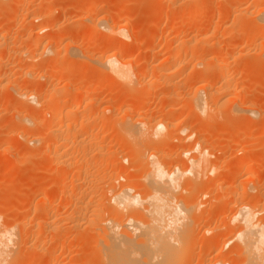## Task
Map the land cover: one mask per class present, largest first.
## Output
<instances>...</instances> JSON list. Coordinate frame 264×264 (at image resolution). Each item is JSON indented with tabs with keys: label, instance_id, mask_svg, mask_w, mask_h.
<instances>
[{
	"label": "bare ground",
	"instance_id": "1",
	"mask_svg": "<svg viewBox=\"0 0 264 264\" xmlns=\"http://www.w3.org/2000/svg\"><path fill=\"white\" fill-rule=\"evenodd\" d=\"M180 1L183 4V6L181 5L183 11H180L182 13L187 11L184 8L191 2H208L209 0ZM241 2H246V4L234 5L231 10L222 14L226 18L233 15L234 20H237L238 17L242 22H252L251 28H247L248 32H238L242 34L240 40H235L232 36V38H228L229 40L223 42L218 40L217 42L216 38L214 40L212 37L213 35L204 37L208 27L204 32H195L194 37H191L192 34L190 35L186 31L176 33L171 38L170 44L166 41L165 45L168 48L166 47L167 51L165 49L166 56H163L164 58H159L158 52L151 51L152 59L158 60L156 63L154 62L155 64L150 65L151 72H156L154 80L153 77L152 80L147 77V70L149 71L147 65L139 72L135 70L137 67L134 68L136 60L132 55V45L136 39L129 31L130 27L128 28L126 19L127 24H122L116 20L109 21L107 17H99L90 28L92 35L99 33L111 40L119 36L123 40L117 39L118 45L110 48L112 52L108 53L109 50H107V53L100 58L91 60L90 62H93L91 67L97 74L111 78L114 81L113 85H116L115 87L120 90L118 93L123 95L125 91L127 95H123V100H118L119 98L114 95L111 97L110 93H113L111 87L110 93L107 95L110 98H103L106 99L107 105L103 106L102 103L101 112L99 109L97 110L100 115L107 112V115L109 113L112 115L108 118L109 115L105 114L107 119L101 116L102 120L96 123L98 115L89 108L94 104L93 102H96L93 96L100 92L102 83L100 85L97 82L98 86L91 82L94 84L92 86L86 82L87 79L86 81L80 79L79 82H81H78L77 86L74 83H67L64 88H61L63 89L61 94H58L62 98L54 92L56 96L53 95L51 99H47L39 96L36 91V87L40 85V79L44 77L41 75L37 79L36 74L40 69L45 67L51 72H62L65 70L64 64H67L66 62L63 64V60L70 59L73 63L74 60L78 61L79 59L80 61L82 57H86H84L82 46L67 43L66 46L61 47L62 42L75 34L74 28L65 27L61 34L57 33L59 31L55 28L59 25L58 21L52 23L51 19L59 9L50 7L49 3H42L41 5L44 7H40L39 10L34 8L36 2L33 0H0V4L8 8L12 15L8 16L7 22L10 17L11 21L9 22L14 21L15 25L28 24L22 35L15 36L8 30L11 24H8V27L5 23L6 20L5 24L0 22V97L10 98L15 107L8 121H5L4 125L0 127V147L4 146L3 153L11 155L13 147L15 148V144L19 140H22L21 142H24L27 147L30 145L37 147L41 135H50L47 148L51 151L52 163L56 164L58 168L60 166V169L56 170L55 176L51 175L50 181L48 180L50 185H48L49 187L53 185L58 187L59 197L67 198V204L71 205V212L67 214L68 216L58 214L59 208L57 209L55 201L58 196L45 193L43 190L42 192L38 190L39 193L41 192L40 199L32 206L29 202L27 208L33 209L36 213L46 214L43 221L38 223L46 230L47 228L54 230L59 223L62 224V221L67 219L68 222L70 221V226L75 229L82 222H85L89 227L92 243L88 242L91 243L88 259L85 261L71 259L69 264H188L187 262H191V254L196 249L197 243L199 244L204 238L202 236L204 233L212 234L211 239L209 238L211 243L209 242L210 245L204 251L206 256L213 254L209 259L207 258L208 264H235L230 262L234 257L238 259L236 264H264V193L259 190L260 188L255 189L256 187L250 186L253 184L241 186V188L240 184L239 188L236 187L237 180L239 181L243 175L244 177L247 175L249 183L258 179L257 174L259 173L257 172L262 168L258 169L261 164L259 158L263 160L262 156L264 155L256 159L252 157L257 156L252 155L250 160V155L245 157L249 153L245 155L243 153L246 147L250 150L248 146L244 150L243 147V151L239 150L243 154L242 156L248 158L249 161L247 159V162L245 160L238 162L233 166V170L226 171V174L230 172L228 175L231 178L229 187H227L230 190L226 188L229 191L227 193L221 182L223 166L220 165V162V164L218 163L224 157L220 155L221 151H214L208 145L212 144L209 142L210 136H215L213 131L220 132L221 127H223L221 131L228 130L230 132L222 133L226 134L225 139L227 140V137L239 133L242 124L240 120L244 116H247V120L250 118L264 119V117L261 118L264 114L257 108L256 103L252 102V105H249L244 102V99L248 98L247 100H249V88L256 81L253 80L254 74L264 66V0H242ZM217 3V0H210L208 5L212 8ZM204 8L205 6L200 7L197 13L203 14ZM94 9L96 10V8ZM94 9L91 10L95 11ZM102 10L99 9L94 15L101 13ZM171 11L176 14L177 10L171 9ZM88 12L87 14L85 12L87 17L82 15L83 18L77 20L80 26L92 19ZM93 13L91 12V15ZM50 20L51 23H49ZM218 28H225L224 22ZM50 29H52L48 38L50 40L46 41L47 37L44 32H48ZM79 32L73 35L77 39L80 37ZM258 37H261L259 43H257ZM54 44L57 46L56 58L46 62L43 56L52 51ZM38 50H40L39 60L36 59ZM84 61V59L81 61L83 66L90 63ZM36 62L38 63L36 64ZM71 71L73 70L63 71L66 76H62L60 80L73 76ZM184 72L187 75H184ZM180 76L185 80L177 81ZM139 77L142 78V80L140 79L142 83ZM146 78H149L151 82ZM145 81H149V83L145 84ZM101 82L104 83V80ZM53 86H51V90L54 88ZM105 86L107 87V85ZM140 86L146 88L144 93L168 87L167 90H164L166 92L162 94L161 99L168 104L169 111L175 113L162 117L153 114L144 102L147 101L148 95L144 97V94L137 93V88H141ZM115 87L114 89L117 91ZM72 91L76 92V96L70 93ZM136 99L144 101L138 102ZM44 101L50 105L49 109H46L48 107L43 109L41 103ZM98 101L96 103H99ZM81 105H83V111L78 109ZM178 110L181 111V114L177 113ZM44 115L50 116L51 120L42 123L41 118L39 121L38 119ZM256 122L254 123L256 124ZM41 123L43 127H41ZM256 126L258 130V124ZM38 129H41L42 134L35 133ZM261 129L263 127L259 128V130ZM110 133L114 139L107 141L106 136ZM220 133L216 135H220ZM235 137H233L234 139L230 138L229 142L239 143L240 136L238 137L236 134ZM114 145L126 150L131 161L129 168L134 169V174L124 165L121 166L128 157L113 151L112 146ZM71 148L72 151L68 152L67 149ZM113 149L115 150V148ZM251 153H253L252 150ZM64 155L68 157L64 159ZM258 161L260 162L259 166L257 165ZM22 163L18 162V167ZM108 163L114 169L108 170ZM71 166L74 169L69 173L65 168ZM120 166H124V170H128L126 175ZM106 177L109 181L115 179L116 182L124 179V182H119L118 186L113 185V187L110 184V187L103 185ZM42 179L45 178L42 176ZM209 182H212L211 184L215 188H222L224 192L214 191L223 193L221 196L224 200L229 199L233 204L228 216L227 205L225 203L220 205L221 215L225 216L221 222L223 226L213 225L211 221H208L207 224L199 222V220L202 221L201 218L206 217L208 208L204 213L197 209L200 212L199 215L198 211L194 209L196 210L194 213L196 212L197 215L191 213L189 220L192 224L187 221L190 208L194 206V208H198L202 205L199 202L196 204L198 200L196 201L195 193H199L198 195L203 198L212 193V189H215L213 186L209 187L211 192L204 187L205 184L211 185ZM43 184L47 185L46 181ZM41 188H44L42 184ZM261 189H263L262 186ZM254 191L255 193H253ZM177 192L186 194L179 196L178 200L175 195ZM218 193H216L217 196L220 195ZM217 196L215 197L218 198ZM199 198L197 197V199ZM211 211L212 208L211 210L209 208L207 218L214 216ZM106 214L107 218H105ZM217 217L220 218V214ZM198 222L202 224V227L199 224V228H203L204 231L202 230L203 234L200 231L201 238L196 237L198 239L196 241L193 236V231H195L193 228L198 225L193 228L192 226ZM26 224V222L21 223L20 233L25 230L29 231L26 228L28 224ZM6 229L1 230L0 227V264L10 261L14 251L17 252L16 247L19 242L14 224L12 223ZM53 232L56 233V231ZM45 234H43L44 237L41 235L44 242L46 241ZM54 235L58 239V234ZM65 237L63 236V239ZM55 238L54 240H56ZM40 241L38 242L40 243ZM60 242L56 246L63 248L66 241L60 240ZM82 243H77V251L84 247ZM227 246H229L227 251H223ZM63 249L65 250V248ZM85 250L87 251V249ZM43 251L41 252L44 253ZM45 255H48L47 259L51 261V264H58V260L61 259L56 253V249ZM93 255L94 258L95 255L97 258L95 263L91 260ZM39 258V260H43L45 257L42 254ZM195 261L199 263V260ZM201 261L205 262V260Z\"/></svg>",
	"mask_w": 264,
	"mask_h": 264
},
{
	"label": "rangeland",
	"instance_id": "2",
	"mask_svg": "<svg viewBox=\"0 0 264 264\" xmlns=\"http://www.w3.org/2000/svg\"><path fill=\"white\" fill-rule=\"evenodd\" d=\"M33 1L36 2V4L34 3L36 5V7H34V8L39 9V10L44 7V5L43 6L41 5L42 3H44V4L49 3L50 7L53 6V7H56L59 9V11L57 13L55 12V15L53 14L52 19H51L52 23H54V22L57 23L56 21H58L59 25L55 28V29H57V31H59L57 33L61 34L65 27H73L75 30L74 31L75 34H73V35H76V32L80 31L79 32L80 37H78V39L76 36L71 35V36H69L68 40L61 43V47L66 46L67 43H74L76 46H82L83 52L85 53L84 57L86 56L87 58L82 57L81 59L82 60L84 59L85 63H89L91 60H96L97 58H100L101 56H103L107 52L108 53L112 52V51H110L112 49V47L118 45L117 39L123 40L119 36L111 40V39H106L105 37H103L102 34L99 35V33L92 35L90 32V28L93 25V23L101 16L107 17V19L109 21L116 20L117 22H120L122 24L126 23L125 22V19H126V21L128 23V24L127 23L126 24H127V26L129 25L128 28L130 27L129 31L131 32L133 37L136 39L135 43L133 44L135 47L132 45V48L134 49V50L132 49V55L134 56V58L136 60L134 62V68L137 67V68H135V70L139 72L143 69V67L145 65H147L148 69H149V71L147 70V72L149 75L151 74V76H149L147 74V77H150V79L153 77V80L155 79L154 76L156 75V72H154V73L151 72L150 65L155 64L158 60L152 59V52H158V57L164 58L163 56H166L165 52L167 51L166 47L168 48V46L165 44H167V42H169V44H170V42L172 41L171 38H173L176 33L179 34V33H181V31L182 32L186 31V32H189L190 35L192 34L191 37H194L197 32H204L208 27L209 29H208L207 33L204 34V37H210L211 35H213L212 37L214 38V40L216 38L215 41H217V42H218V40L222 41V42L224 40H229L228 38L229 37L232 38V36L235 40H240V37L242 34H239L238 32H242V31L248 32L249 29H247V28H249V27L251 28L250 25L252 24V22H246V21L242 22L237 16H235V17H237V20L236 19L234 20L233 15H230L227 18L223 17V15H222L227 10H231L232 6H234V5H237V4L240 5L243 3L246 4V2L242 3L241 2L242 0L241 1L240 0H217L218 3L215 4L212 8H210L208 5L210 0L208 2L207 1H205V2H202V1L191 2L187 6L189 9L187 7H185L186 9L184 8V10L185 11L187 10V11L182 12V13L180 11H183V8H182L183 4H182V1H180V0H33ZM173 1L176 3H174ZM172 4H173V6H172ZM35 5H33V6H35ZM204 6H205V8L203 9L204 12L202 11L203 14L197 13L200 10V7H204ZM241 6H243V5H241ZM94 8H96V10ZM85 9L89 10V11L91 9L92 10L94 9L95 11L91 10L90 12H88ZM99 9H103L102 12L97 14L98 16L94 15L95 12L99 11ZM171 9H173L175 11L177 10L176 14L171 13L172 12ZM85 12H86V14H87V12L90 13L89 17L92 19L89 18L90 21L88 20L85 24L80 26L77 23V20L83 18L82 15L85 16L86 15ZM91 12L92 13L94 12V13L91 15ZM9 15H10V17L12 16L11 13L8 11V8H6L5 6L3 7L0 4V22L2 24L5 22L6 19H8ZM87 16L88 15H86V17ZM95 16H97V17L95 18ZM10 17H9L8 22H7V20L5 22L7 24L6 26H8V24L9 25L11 24L10 28H8L9 26L7 27L9 32L12 33V35L15 34V36L19 35V34L22 35L23 32L25 31V27L28 24L27 23L23 24L24 27L22 24H21L22 27H21V25H15L14 21L9 22V21H11ZM129 18H130V20H129ZM127 19L129 20V22ZM223 19H225V20H223ZM51 20L49 23H51ZM210 20H211V22H210ZM223 22H224L225 28L219 29L218 26L220 24H222ZM171 23L172 24L174 23V24L172 25ZM12 24H14V25H12ZM171 25H172V28H171ZM200 27H202V28H200ZM51 30L52 29L48 30V32H44V34L47 37L46 41L50 40L48 38L51 34ZM169 31H173V32H169ZM176 31H178V32H176ZM260 38L259 37L257 38V43H259ZM55 46L56 45L54 44L52 51L50 53L46 54L45 56H43V59L46 62L52 61L56 58L57 46L56 47ZM165 49H166V51H165ZM107 50H109V51H107ZM39 51L40 50H38L36 52V59L37 60H39ZM103 52H105V53H103ZM69 60H63V64H64V62H66L67 64H64L65 67H63V68L65 70H62V72H57V73L54 71L51 72V70H47V69H45V67L40 69L37 72V74H36L37 79L41 75H44V77L40 79V85L36 87V91H37V94L39 96L46 97L47 99H51L53 97V95H55L54 92H56L57 95L61 94V92L63 90L61 88H64V86L67 83H72V84L74 83L77 86L80 79H84L85 81L87 79L86 82H88V84H90L92 86H94V84L99 86V84L102 83V86H101L102 88L100 87L101 90H99L100 92L97 93V95L93 96V99H95L96 102L100 99H103L104 97L106 98L107 95L110 93L111 87L113 88L111 90L113 93H110V95H112L111 97H113V95H114L115 97L119 98L118 100H123L124 99L123 95H127L125 91L124 92L122 91L123 93H125L123 95H122V93H118L120 90L117 89L118 87L117 88L115 87L116 85H113L114 81L111 78H109L108 76L102 75V74L101 75L97 74V72H95V70L91 67V63H93V62H90L89 64H86L83 66V64H81L82 60L79 61V59H78V61L76 60L77 61L76 62L73 59L74 60L73 63L71 62L72 60H70V61ZM37 63L38 62H36V64ZM144 63H147V64H144ZM21 67H23V66H21ZM70 70H73V71H71V72H73V76L71 75V76H69V78H63L60 80V78L62 76H66V75H64L63 71L68 72ZM51 73L53 76L51 75ZM183 74L187 75L186 72H184ZM183 74H182V76H183ZM54 75H56V76H54ZM180 77L179 78L177 77L178 80H177V78H174V79L177 81H182V79H183V81L185 80L183 78L184 76L181 78ZM263 77H264V66L261 70H259L258 73L254 74L253 80L255 79L256 81L254 80L255 83L252 82L254 84L252 85V87L249 88L250 89L249 95H248L249 100H247L248 98L244 99V102L248 103L249 105H252V102L256 103L255 105L257 106V108H259L262 111V113L264 114V112H263L264 111V83H263L264 78ZM140 79L142 80L141 77H139V80ZM147 79L149 80V78H146V80ZM102 80H104V83L101 82ZM141 80H140V82L142 83ZM151 80H149V81L151 82ZM149 81H145V84L149 83ZM91 82L94 84H92ZM97 82H99V84ZM256 82H258V83H256ZM105 85H107V87ZM51 86H53L55 88V89L53 88L55 91L53 89H52L53 91L50 89ZM142 86H140L141 88H137V93L139 92V94H141V95L144 94V97H146L148 95L146 97L147 101H144L143 100L144 98L142 100L145 102L146 107L149 108L151 110V112H153V114H155V115L157 114V116L162 117V116H166V115L169 116V114L172 115L175 113L172 111L170 112L169 111L170 107L168 106V104L164 103L163 100L161 99L162 94L166 92L164 90H167L168 87L167 88H164V87L158 88V89L152 90L150 92L147 91L146 92L147 94H146V93H144L146 88L142 87ZM144 86H146V85H144ZM114 87L117 89V91L114 89ZM59 89H60V91H59ZM57 90L59 91V93H57L58 92ZM70 93H73V95L76 96V92L72 91ZM70 95H72V94H70ZM58 97H60V95H58ZM0 98H2V97H0ZM60 98H62V96ZM107 98H110V97L108 96ZM105 101H106V99L98 101L99 103L93 102L94 104L92 106H90V108H89L93 112L97 113V115H98V116H96L98 118L96 123L100 122V120H102V117L104 118L108 113V112L105 113L106 115L105 114H101V115L99 114V112H101L100 109L103 108V106L107 105V103ZM136 101H138V100L136 99ZM140 101H138V102H140ZM143 101H141V102H143ZM107 102H108V99H107ZM102 103H103V106H102ZM41 104H43L42 105L44 107L43 109H45L46 107H48L46 109H49V107H50V105L46 101L42 102ZM100 105H101V107H100ZM163 106H164V108H163ZM78 109L83 111V105L79 106ZM97 109H99V112ZM14 110H15V107H14V104L12 103V100L10 98H4V99L2 98L0 100V127L2 125H4L5 121H8L9 117H11V112H13ZM177 113L181 114V111L178 110ZM108 115L107 116L109 118L110 115H112V114L109 113ZM263 117H264V115L261 118H263ZM41 118H42V123L45 121L49 122L51 120L50 116H47V115L40 117V119H38V120L40 121ZM258 119L250 118V120H247V116H244V118H241V120H240V122L242 123L240 126L241 130L239 131V133H236L238 135V137L240 136L239 139H241V140H239V143H237L238 145L235 143L229 142L230 138H232V139L236 138L235 137L236 134H234V133H233L234 136H231L230 134H228L231 137H227L228 140L225 139L226 134L224 133V135H223L222 133L223 132L230 133V132L228 130L221 131L223 129V127H221V130H220L221 133L219 131L215 130V131H213L214 132L213 135H215V136H213V137L210 136L209 142H212V144L211 143L208 144L211 147L210 149H212L214 151H219V152L221 151L220 155H222V157H224L222 160L218 161V163L220 162L221 164L220 163L219 164L221 166H223V170H222L223 171V175H222L223 178L221 179L222 180L221 182L223 184L222 183L221 184H222L224 191L227 193H229L228 190H230L227 187H229V181L231 178H230V175H228V174H230V172L228 174H226V173L229 170H233L232 169L233 166L235 164H237L238 162H244V160L246 161L248 159V158L247 159L245 158V157H247V155H250V157L248 156L250 160H251L252 155L257 156V157H252L255 159L264 155V148H261L264 146V144H263L264 143V134H263L264 133V125H263L264 119H259V120ZM260 121H261V123H260ZM254 122H256V124ZM42 123H41V127H43ZM188 124H190L189 121H188ZM257 124H258L259 128L263 127V129L259 130V128H258V130H257V126H256ZM44 126H45V123H44ZM224 128L226 129V126H224ZM0 130H1V128H0ZM40 130L41 129L36 130L37 132L35 131V133L36 134L37 133L42 134ZM38 131H40V132H38ZM219 133H220V135H216ZM259 133H262V134H259ZM257 134H259V135H257ZM222 135H223V137H222ZM40 137H41L40 143L37 144V147H33L31 145L29 147H27V145H24L25 144L24 142H21L22 140H19L18 142H16L15 148L13 147V149L11 151V155L7 154V153H3L4 146L0 147V227H1V230L2 229L7 230L6 227L11 226L13 223L15 232L18 236L17 239L19 241V242L17 241L18 242V245L16 247L17 252L14 251L15 254L13 253V256H11V258H10V261H7V263L8 264H36V262H37V264L38 263L39 264H51V261L47 259L48 255H45V254H47V252L49 253L55 249H56V253L61 257V259L58 260L59 261L58 264H69V261L71 259H76L78 261L79 260L85 261L89 257L88 251H89V248H90L91 243H92V239H91L92 236L90 235L91 231H89V227L86 226L85 222L84 223L82 222V224L80 226H78V228L76 227V229H75V227L73 228L70 226V221L68 222V219H67V220H63L62 224L59 223L58 226H56L55 228L53 227L54 230L53 229L49 230L48 228L46 230L44 227H42V225L41 226L38 225L39 221H43V217L46 216V214H41L40 212L36 213L33 211V209L27 208V206L29 205V202H31L30 204L32 206L33 204H35L40 199V197H41L40 195H41L42 190L45 193L46 192L50 193L51 195H55L56 197L60 196L58 194V187L55 185L49 187L50 183L48 182V180L51 178V175L55 176L56 170L60 169L59 165H58L59 166V168H58L56 164H55L56 165L55 166L54 163H52L51 154H50L51 151L48 150V148H47V143H48L50 135L49 134L48 135H41ZM106 137H107L106 140L108 139L107 141H109V139H111V140L114 139V136L111 133L108 134ZM261 140H263V141H261ZM235 141H237V140L235 139ZM242 141H243V143H241ZM229 143H230V145H229ZM255 144H257L258 146H256ZM114 146H112L113 151L119 152L125 156L127 155L126 150L124 148L122 149V148H119L117 146H115V147ZM246 146H248L250 148V150ZM245 147H246V149H245ZM113 148H115V150ZM242 148H243V150L245 149L248 151H245V150L243 151ZM240 149L243 151L244 155L246 153H249V154H246L245 157L242 156L243 154L241 152H239ZM251 150L253 151V153L250 154ZM67 151L71 152L72 148L67 149ZM239 154L241 155V157ZM67 157H68L67 155H64V159ZM126 157H128V155ZM262 157H263V160L261 158H259L261 164H259L260 163L259 161L257 162V165L259 164L260 167L258 168L259 165L256 166L259 170L262 167L261 171L257 170L258 171L257 173H259V174H257L259 176V177L257 176L258 179H255L253 182L249 183L250 181L248 182V178L246 177L247 175L245 177L243 175V176H241L242 178H239V181L237 180L238 183L236 182V185H237L236 187H238L240 184H241L239 186L240 188H241V186L253 184L250 186H253L254 188L256 187L255 189L260 188L259 190H261L264 193V156H262ZM128 159H129V157H128ZM128 159H126L123 162L124 164H121V166L124 165L127 169H130L129 171H133L134 169L129 168V166H130L129 163H131V161H130V159L129 160ZM249 159L247 161H249ZM235 161H237V162L235 163ZM11 162H13V163H11ZM18 162H20V163L23 162L24 164L23 163L21 165L19 164V167H18V164H17ZM27 162H29V163H27ZM232 163H234V164L232 165ZM110 166L111 165L108 163V167H107L108 170L114 169V167H110ZM121 166H120V168L122 169L124 166L123 167H121ZM257 168H255V169H257ZM73 169H74L73 166L65 168V170H67V172H69V173H71V171ZM116 169H117V167H116ZM124 169L125 168H123L122 170H123V173L125 174L128 170H124ZM122 170H121V172H122ZM130 173H132V172H130ZM134 173L135 172L133 171V174ZM42 176H43V178H45L44 180L42 179ZM38 179H40V180H38ZM114 180L109 181V179L106 177L103 181V185L110 186V184H112V187H113V185L118 186L119 182L120 183L124 182V179H120L116 182ZM256 180H258L259 182L257 181L258 182L257 183ZM39 181H40V183H39ZM44 181H46L47 185L43 184ZM209 183L211 184L212 182H209ZM38 184L40 187L38 186ZM41 184L45 189L41 188ZM211 186H213V184H211V185L205 184L204 185V187L207 188L209 191H211V188H212ZM261 186L263 189H261ZM209 187H211V188H209ZM213 188H215V187L213 186ZM249 188H251V187H249ZM223 189L222 188L212 189L213 192L212 191L211 192L213 194L210 193L208 196H205L203 198L200 195H198L199 193H195V196L197 195L198 198L201 197V198H199L200 200L197 199V197H196V201L198 200L196 204H198V202L202 203V205L204 203L205 204L203 206L200 205V207L198 206V208H194L195 206L191 207L192 210L190 208L187 221L192 224V222H190L189 218H190L191 213L192 214L196 213V212L194 213V211H196L197 209L199 211L202 210L204 213L206 211L205 209L210 208V210H211V208H212L211 212L214 213L213 214L214 216L212 218L211 217L207 218V216H208V209H207V212L205 214L206 217L201 218L202 221L199 220V222H202V223L204 222L203 224H207L208 221L209 222L211 221V223L213 225L223 226L221 222H222V218L225 216H222L221 215L222 212L220 211L221 206L223 205L222 203H225V205H227V216L230 215V213H231L230 210L232 209L231 207H233L232 206L233 204H231L229 199L224 200V198L221 196V194H223V193L220 194V192L219 193L215 192L216 190H218V191L220 190V191L224 192ZM38 190H41V192L39 193ZM216 193H218V195L220 194L219 195L220 199ZM253 193H255V191ZM181 194L178 192L175 193V195L178 197V200L180 199L179 196H185L184 194H186V193L183 194L181 192ZM215 196H217L218 198H216ZM58 197L55 200L57 209L59 208L58 210L56 209L58 211L57 213L61 214V216L70 214L71 205L67 204V200H66L67 198L59 197L60 198L59 199ZM225 198H227V197H225ZM201 208H203L204 210ZM194 209H196V210H194ZM199 211L197 212L198 215L201 212V211L200 212ZM197 214H195V215H197ZM218 214H220V218L217 217ZM107 217H108V215L106 214L105 218H107ZM206 218H207V220H206ZM25 220H27V221H25ZM217 221H219V222H217ZM20 222L21 223L26 222L28 224V225L26 224L27 225L26 228L29 229V231L28 230H25L24 232L22 231L21 232L22 234H21L19 232L21 230L19 228V227H21ZM199 222H198V224H195L193 226L190 224V226H192V228L194 226L198 225L195 228H193L195 231L198 232L197 233V232L193 231V236L195 237L194 240L196 239V241H198L197 238H201L200 231L201 232H202V230L204 231V229L201 228L202 224ZM199 224H201L200 225L201 229L199 228ZM212 224H211V227H213ZM198 229H199V231H198ZM30 230L33 232H31ZM53 231H56V233L58 234V236H57L58 239L55 238L56 235H54V234H56V233ZM43 232L46 233L45 234V237H46L45 242L42 241V236L44 234ZM33 233H34V235H33ZM225 233H226V231H225ZM202 234H203V232H202ZM53 235H54V237L52 238ZM211 235H212L211 233L210 234L204 233L202 235V236H204V238L202 239L201 242H199V244L197 243V247L195 249L196 251L194 250L195 252L193 251V253H192L193 255L191 254L192 259L189 256L191 259V260L190 259L189 260L191 262H187L188 264H196V263L197 264H204L205 262H206L205 264H208L207 258L209 259V257L213 256V254H211V256H206V253H204V251L208 248V246L211 243L210 242L211 241L210 240ZM35 236L36 237L38 236L37 237L38 239ZM63 236L67 237V238L65 237L66 240H64L65 238L63 239ZM40 238H41V241H40ZM54 238L56 240H54ZM68 238H69V240H68ZM81 239H82V241H81ZM224 239H221V240H224ZM60 240L62 242L66 241L65 246L63 247V248H65V250L63 248L56 246V245H59V243H61ZM67 240H68V242H67ZM38 241H40V243ZM78 242H81V243L83 242L82 246H84L82 248V250H79V251L76 250V245ZM85 242L86 243L91 242V243H88L86 245ZM87 246H88V248H86ZM228 247L229 246L224 247L223 251L224 250L227 251ZM85 249H87V251ZM218 250H220V249L218 248ZM41 251H43L44 253H42ZM39 253H41V254H39ZM42 254L45 258L43 260H39L40 259L39 257ZM91 260L94 263L97 262L96 255H95V258H94V255L91 256ZM189 260H187V261H189ZM195 260H199V263H198V261H195ZM201 260H203V261L205 260V262H202ZM236 261H238V259L236 257H234L230 260V262H232V263L234 262L235 264L237 263Z\"/></svg>",
	"mask_w": 264,
	"mask_h": 264
}]
</instances>
